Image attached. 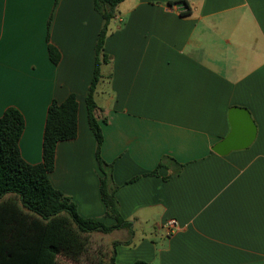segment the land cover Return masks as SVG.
Masks as SVG:
<instances>
[{"label": "crops", "instance_id": "obj_1", "mask_svg": "<svg viewBox=\"0 0 264 264\" xmlns=\"http://www.w3.org/2000/svg\"><path fill=\"white\" fill-rule=\"evenodd\" d=\"M102 26L94 0H0V117L21 111L20 151L38 164L51 103L75 94L78 135L58 144L50 180L82 217L113 225L86 105ZM105 53L101 156L134 229L108 234H122L116 262L264 264V0H124ZM233 107L250 111L257 136L221 156Z\"/></svg>", "mask_w": 264, "mask_h": 264}, {"label": "trees", "instance_id": "obj_2", "mask_svg": "<svg viewBox=\"0 0 264 264\" xmlns=\"http://www.w3.org/2000/svg\"><path fill=\"white\" fill-rule=\"evenodd\" d=\"M124 0H94L103 18V26L96 44V64L93 79L86 95L88 120L96 138V159L101 178L100 191L106 206V217L113 225L82 217L73 200L55 188L50 180L60 142L73 140L78 135V102L75 94L63 102L53 101L48 109L43 139V160L27 162L20 151V140L25 129L23 114L9 107L0 117V264H66L61 257L79 263L89 254L92 233L109 234L128 229L134 234L133 223L125 220L119 210L116 187L112 184V165L101 156L104 141L102 127L96 117L95 95L102 79L101 65L107 62L105 38L118 5ZM52 61L58 63L59 51L49 46ZM167 159L162 162V167ZM156 171L152 173L155 175ZM98 254L94 264H119L115 251L106 261ZM133 264H148L137 261Z\"/></svg>", "mask_w": 264, "mask_h": 264}, {"label": "water", "instance_id": "obj_3", "mask_svg": "<svg viewBox=\"0 0 264 264\" xmlns=\"http://www.w3.org/2000/svg\"><path fill=\"white\" fill-rule=\"evenodd\" d=\"M229 121L230 133L213 147V151L221 156L250 147L257 136V125L248 109L233 107Z\"/></svg>", "mask_w": 264, "mask_h": 264}, {"label": "rangeland", "instance_id": "obj_4", "mask_svg": "<svg viewBox=\"0 0 264 264\" xmlns=\"http://www.w3.org/2000/svg\"><path fill=\"white\" fill-rule=\"evenodd\" d=\"M122 234L116 233L113 235L103 234V233H92L89 237V254L85 256L79 263H74L70 260L64 259L63 257L60 260L66 264H94L98 260V254H105L106 261L109 260L111 256V251L113 242L121 237Z\"/></svg>", "mask_w": 264, "mask_h": 264}, {"label": "built area", "instance_id": "obj_5", "mask_svg": "<svg viewBox=\"0 0 264 264\" xmlns=\"http://www.w3.org/2000/svg\"><path fill=\"white\" fill-rule=\"evenodd\" d=\"M118 19L122 20L121 18H118ZM162 228L164 229L166 236L171 237L179 230V223L177 219L171 218V219H168L162 225Z\"/></svg>", "mask_w": 264, "mask_h": 264}]
</instances>
